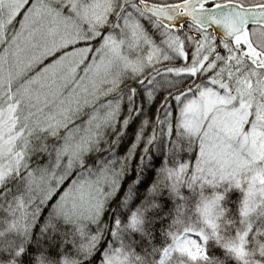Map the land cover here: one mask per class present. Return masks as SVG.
I'll list each match as a JSON object with an SVG mask.
<instances>
[{"label":"snow or ice","instance_id":"6c2138e0","mask_svg":"<svg viewBox=\"0 0 264 264\" xmlns=\"http://www.w3.org/2000/svg\"><path fill=\"white\" fill-rule=\"evenodd\" d=\"M0 264H264V0H0Z\"/></svg>","mask_w":264,"mask_h":264}]
</instances>
